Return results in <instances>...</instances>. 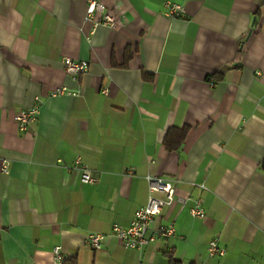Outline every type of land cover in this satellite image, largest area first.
<instances>
[{"label":"crops","instance_id":"1","mask_svg":"<svg viewBox=\"0 0 264 264\" xmlns=\"http://www.w3.org/2000/svg\"><path fill=\"white\" fill-rule=\"evenodd\" d=\"M100 1L114 26L93 27L85 0H0V264H57L56 246L77 264H264V0ZM148 174L187 201L157 218L172 236L127 248L111 227L146 203ZM215 234L226 252L209 257Z\"/></svg>","mask_w":264,"mask_h":264},{"label":"built area","instance_id":"2","mask_svg":"<svg viewBox=\"0 0 264 264\" xmlns=\"http://www.w3.org/2000/svg\"><path fill=\"white\" fill-rule=\"evenodd\" d=\"M85 1L86 18L91 21L93 27L99 23L110 27L115 25L116 18L114 13L106 10L104 4L100 0ZM168 10L170 13H178L180 9L176 4H170L168 5ZM96 14L98 15L95 18ZM62 64L66 74L72 78H77L87 71L89 63L84 59L63 57ZM56 93L77 94V92L69 91L66 87L58 88ZM39 101V98L36 97V103L32 107L21 109L14 115V120L18 129L26 131L36 121L39 113ZM73 168L79 171L81 182L93 184L97 181L96 176H94L92 171L82 163L79 157L75 158ZM2 171H7V163H3ZM145 179L149 191L146 203L135 211L134 217L127 226L114 223L111 227V234L119 240L122 246L127 248H141L157 238L172 236L174 234L173 224H158L157 218L161 214L163 207H171L174 202H177L179 207L182 208L187 201V197L177 196L175 194V188L170 180L150 174L146 175ZM156 192H162L165 196L163 198L158 197L155 195ZM188 212L192 217L200 218L204 217L206 214L205 209L201 205L200 199L195 200V204L188 208ZM104 237L105 235L101 233H89L85 238V243L91 249H100ZM219 240V235L215 234L208 241L207 255L209 257L222 256L226 252L225 247L220 245ZM53 255L56 263L61 264L63 258L59 246L54 248Z\"/></svg>","mask_w":264,"mask_h":264},{"label":"trees","instance_id":"3","mask_svg":"<svg viewBox=\"0 0 264 264\" xmlns=\"http://www.w3.org/2000/svg\"><path fill=\"white\" fill-rule=\"evenodd\" d=\"M187 126H184L182 129H179L178 137L181 140L186 133ZM169 264H181L179 260L174 258L171 254L168 256ZM61 264H77V259L74 256H67L62 259Z\"/></svg>","mask_w":264,"mask_h":264}]
</instances>
